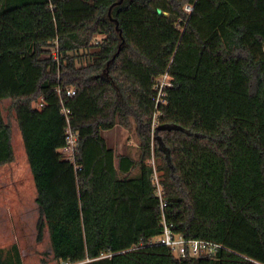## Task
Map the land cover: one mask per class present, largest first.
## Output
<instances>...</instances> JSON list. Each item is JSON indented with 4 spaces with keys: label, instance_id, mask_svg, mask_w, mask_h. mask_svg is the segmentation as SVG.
Wrapping results in <instances>:
<instances>
[{
    "label": "trees",
    "instance_id": "16d2710c",
    "mask_svg": "<svg viewBox=\"0 0 264 264\" xmlns=\"http://www.w3.org/2000/svg\"><path fill=\"white\" fill-rule=\"evenodd\" d=\"M119 1L0 0V167L13 100L38 240L47 229L60 264H264V0ZM133 122L138 157H117L103 132ZM163 222L223 249L180 259L151 244ZM0 264H24L17 245Z\"/></svg>",
    "mask_w": 264,
    "mask_h": 264
},
{
    "label": "rangeland",
    "instance_id": "374dc122",
    "mask_svg": "<svg viewBox=\"0 0 264 264\" xmlns=\"http://www.w3.org/2000/svg\"><path fill=\"white\" fill-rule=\"evenodd\" d=\"M13 104V100H4L1 104L4 120L12 128L14 161L0 167V249L17 245L24 264H60L47 229L43 239L38 240L37 193ZM33 106L38 108L39 104ZM103 137L117 157L125 154L138 157L140 138L134 122L131 129L117 126L103 132Z\"/></svg>",
    "mask_w": 264,
    "mask_h": 264
},
{
    "label": "built area",
    "instance_id": "2783aa9c",
    "mask_svg": "<svg viewBox=\"0 0 264 264\" xmlns=\"http://www.w3.org/2000/svg\"><path fill=\"white\" fill-rule=\"evenodd\" d=\"M185 11L191 13L193 6H186ZM173 87V78L169 73L159 78L156 81L155 88L158 92L155 99L156 108L158 110L160 104H165L166 90ZM67 97H73L76 95L75 89H67L64 91ZM61 93V92H60ZM42 104H39V108ZM64 114L68 115L70 112L64 109ZM158 113L155 114L154 120H156ZM79 135L75 133L69 126L67 130V143L61 150L65 158L74 160L75 155L78 152ZM158 184V182H157ZM164 232L161 236L157 237L151 242V244L164 245L169 247L180 259L186 258H199L201 256H214L219 250L223 249L222 245H219L210 241L189 240L181 235H177L172 230L171 226L163 222Z\"/></svg>",
    "mask_w": 264,
    "mask_h": 264
},
{
    "label": "water",
    "instance_id": "95a60500",
    "mask_svg": "<svg viewBox=\"0 0 264 264\" xmlns=\"http://www.w3.org/2000/svg\"><path fill=\"white\" fill-rule=\"evenodd\" d=\"M122 1L123 0H120L119 2H117L115 5H120V4H122ZM158 12V14L159 15H163L164 17H169V14L168 13H166V12H163L162 10H158L157 11ZM118 32H119V34H120V38H122V32H121V30L119 29V27L117 26V29H116ZM125 42L123 41V43H122V45L124 44ZM121 49V48H120ZM119 53H120V50L117 52V54L108 62V66L112 63V62H114L115 61V59H116V57L119 55Z\"/></svg>",
    "mask_w": 264,
    "mask_h": 264
}]
</instances>
